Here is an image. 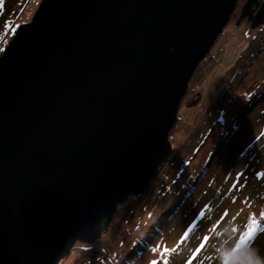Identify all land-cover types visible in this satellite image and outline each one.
<instances>
[{
  "label": "water",
  "instance_id": "1",
  "mask_svg": "<svg viewBox=\"0 0 264 264\" xmlns=\"http://www.w3.org/2000/svg\"><path fill=\"white\" fill-rule=\"evenodd\" d=\"M237 1L41 0L0 56V264H56L145 188Z\"/></svg>",
  "mask_w": 264,
  "mask_h": 264
},
{
  "label": "rangeland",
  "instance_id": "2",
  "mask_svg": "<svg viewBox=\"0 0 264 264\" xmlns=\"http://www.w3.org/2000/svg\"><path fill=\"white\" fill-rule=\"evenodd\" d=\"M246 1L195 66L167 159L56 264H228L246 244L264 257V20L240 16ZM40 2L2 0L0 49Z\"/></svg>",
  "mask_w": 264,
  "mask_h": 264
},
{
  "label": "clouds",
  "instance_id": "3",
  "mask_svg": "<svg viewBox=\"0 0 264 264\" xmlns=\"http://www.w3.org/2000/svg\"><path fill=\"white\" fill-rule=\"evenodd\" d=\"M228 256V264H264V257L251 244H246L239 254L228 253Z\"/></svg>",
  "mask_w": 264,
  "mask_h": 264
},
{
  "label": "snow or ice",
  "instance_id": "4",
  "mask_svg": "<svg viewBox=\"0 0 264 264\" xmlns=\"http://www.w3.org/2000/svg\"><path fill=\"white\" fill-rule=\"evenodd\" d=\"M0 6H2V0H0ZM13 22L12 21H7L6 24H5V28H10L12 26ZM13 31L15 30L14 28L12 29ZM0 51H3V49H0ZM191 231V230H189ZM153 251H155V249H153ZM155 264V262H154Z\"/></svg>",
  "mask_w": 264,
  "mask_h": 264
},
{
  "label": "trees",
  "instance_id": "5",
  "mask_svg": "<svg viewBox=\"0 0 264 264\" xmlns=\"http://www.w3.org/2000/svg\"><path fill=\"white\" fill-rule=\"evenodd\" d=\"M101 228L103 229L104 226H101ZM80 237H81V232L78 234V236H77L76 238L73 239V242L78 241ZM185 237H186V236H185ZM228 259H229V257H228L226 260H228ZM224 262H226V261H224Z\"/></svg>",
  "mask_w": 264,
  "mask_h": 264
}]
</instances>
